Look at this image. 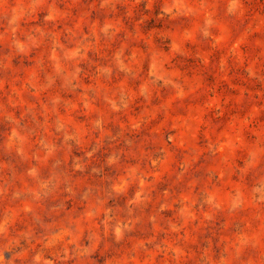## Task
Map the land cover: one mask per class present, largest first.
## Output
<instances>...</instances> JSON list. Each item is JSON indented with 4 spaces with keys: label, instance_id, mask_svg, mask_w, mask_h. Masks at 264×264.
Here are the masks:
<instances>
[{
    "label": "rangeland",
    "instance_id": "1",
    "mask_svg": "<svg viewBox=\"0 0 264 264\" xmlns=\"http://www.w3.org/2000/svg\"><path fill=\"white\" fill-rule=\"evenodd\" d=\"M0 264H264V0H0Z\"/></svg>",
    "mask_w": 264,
    "mask_h": 264
}]
</instances>
